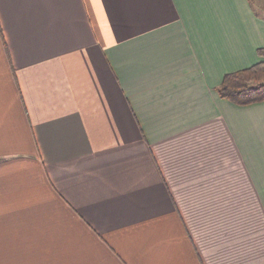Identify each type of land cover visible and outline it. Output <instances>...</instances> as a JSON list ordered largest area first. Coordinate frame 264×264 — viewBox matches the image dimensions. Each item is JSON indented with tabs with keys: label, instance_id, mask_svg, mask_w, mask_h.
<instances>
[{
	"label": "crops",
	"instance_id": "obj_1",
	"mask_svg": "<svg viewBox=\"0 0 264 264\" xmlns=\"http://www.w3.org/2000/svg\"><path fill=\"white\" fill-rule=\"evenodd\" d=\"M264 0H0V264H264Z\"/></svg>",
	"mask_w": 264,
	"mask_h": 264
},
{
	"label": "trees",
	"instance_id": "obj_2",
	"mask_svg": "<svg viewBox=\"0 0 264 264\" xmlns=\"http://www.w3.org/2000/svg\"><path fill=\"white\" fill-rule=\"evenodd\" d=\"M264 59V48L258 50ZM221 98L238 105H250L264 101V60L224 76L216 89Z\"/></svg>",
	"mask_w": 264,
	"mask_h": 264
}]
</instances>
